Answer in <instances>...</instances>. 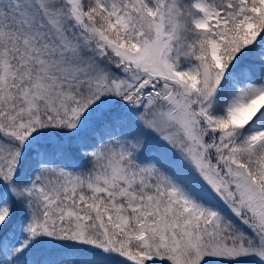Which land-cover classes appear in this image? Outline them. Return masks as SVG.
Instances as JSON below:
<instances>
[{"label": "snow or ice", "instance_id": "obj_1", "mask_svg": "<svg viewBox=\"0 0 264 264\" xmlns=\"http://www.w3.org/2000/svg\"><path fill=\"white\" fill-rule=\"evenodd\" d=\"M0 264H264V0H0Z\"/></svg>", "mask_w": 264, "mask_h": 264}]
</instances>
